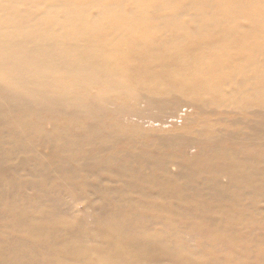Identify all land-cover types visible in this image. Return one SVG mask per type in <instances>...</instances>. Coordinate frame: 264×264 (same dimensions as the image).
I'll list each match as a JSON object with an SVG mask.
<instances>
[{
  "label": "bare ground",
  "instance_id": "bare-ground-1",
  "mask_svg": "<svg viewBox=\"0 0 264 264\" xmlns=\"http://www.w3.org/2000/svg\"><path fill=\"white\" fill-rule=\"evenodd\" d=\"M0 264H264V0H0Z\"/></svg>",
  "mask_w": 264,
  "mask_h": 264
}]
</instances>
